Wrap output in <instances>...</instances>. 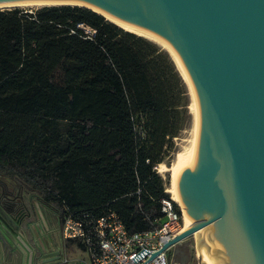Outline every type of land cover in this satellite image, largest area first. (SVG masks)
Returning <instances> with one entry per match:
<instances>
[{"label":"trees","instance_id":"obj_1","mask_svg":"<svg viewBox=\"0 0 264 264\" xmlns=\"http://www.w3.org/2000/svg\"><path fill=\"white\" fill-rule=\"evenodd\" d=\"M185 87L159 44L87 6L0 8V186L35 191L60 224L114 210L130 233L156 227Z\"/></svg>","mask_w":264,"mask_h":264},{"label":"water","instance_id":"obj_2","mask_svg":"<svg viewBox=\"0 0 264 264\" xmlns=\"http://www.w3.org/2000/svg\"><path fill=\"white\" fill-rule=\"evenodd\" d=\"M83 1L164 37L194 90L178 179L193 222L150 258L195 233L199 264H264V0ZM15 204L0 189V264H59L55 230Z\"/></svg>","mask_w":264,"mask_h":264},{"label":"built area","instance_id":"obj_3","mask_svg":"<svg viewBox=\"0 0 264 264\" xmlns=\"http://www.w3.org/2000/svg\"><path fill=\"white\" fill-rule=\"evenodd\" d=\"M78 25L86 33L93 34L90 27ZM175 203L171 195L162 197L161 215L153 219L157 226L132 233L114 210L84 217H76L68 211L61 224V234L80 241L85 255L79 258V264H167L166 250L169 248L150 256L182 230V210H178Z\"/></svg>","mask_w":264,"mask_h":264},{"label":"bare ground","instance_id":"obj_4","mask_svg":"<svg viewBox=\"0 0 264 264\" xmlns=\"http://www.w3.org/2000/svg\"><path fill=\"white\" fill-rule=\"evenodd\" d=\"M46 4H79L83 6H87L89 8H92L93 10H96L97 12L101 13V15L105 16L106 19H109L113 22H115L117 25L123 27L124 29L133 31L135 33L144 35L146 37H149L151 39H154L160 43H162L172 54L175 62L177 63L178 68L180 69L181 73L187 80L191 92L193 93V102L192 106L195 110V117L197 115V105H196V100H195V95H194V90L189 78V75L182 69L180 60L177 56V54L165 43L164 37L162 36H157V35H151L150 34V29L148 28H141L133 25L131 22L121 19L120 17L102 9L99 8L89 2L83 1V0H7V1H1L0 2V7H12V6H33V5H46ZM181 151L179 150L176 152L175 158L173 159L172 163L168 166L164 164L163 162L159 163V171L163 170H168L171 173L172 176V182L171 186L167 189L170 193L172 198L179 204L181 210H182V218H183V227L182 230L189 227L193 220L189 218V215L186 211L185 205L182 201V198L179 193L178 189V179L180 176V156H181ZM214 261H212L210 264H212ZM214 264V263H213Z\"/></svg>","mask_w":264,"mask_h":264},{"label":"rangeland","instance_id":"obj_5","mask_svg":"<svg viewBox=\"0 0 264 264\" xmlns=\"http://www.w3.org/2000/svg\"><path fill=\"white\" fill-rule=\"evenodd\" d=\"M39 6L42 5H33V6H20V7H24L27 9H35ZM144 36V35H143ZM146 37V36H145ZM149 38V37H147ZM151 39V38H149ZM153 41H155L157 44H159L164 50H166L170 56L173 58L172 54L170 53V51L160 42L151 39ZM174 60V58H173ZM175 62V60H174ZM176 66L177 63L175 62ZM178 68V66H177ZM184 82H185V92L184 95L182 97V105L181 107V117L183 120L182 126L179 129V131L177 132V134L175 136H173L172 138V145L169 149L166 150V153L163 156V160L161 162H163L166 165H170L173 161V159L175 158L176 152L179 150H182V146L185 144V142L188 140L192 128H193V122L195 119V110L192 106V102H193V93L191 92L190 86L187 82V80L185 79V77L183 76V74L181 73L180 69L178 68ZM156 170L159 172V174L162 176V180H163V184L165 187V191H167L169 193V195H171V193L167 190L170 186H171V182H172V176L171 173L168 170H163V171H159V163L156 165ZM177 203V202H176ZM177 205L179 206V204L177 203ZM180 208V206H179ZM182 212V211H181ZM181 243H184L187 246V252H188V259L185 262V264H199L198 261V257H197V250H196V239H195V233L190 234L188 236H186ZM173 254H174V249L173 246L170 247L169 249L166 250V260H167V264H175L173 262ZM214 263V262H213ZM212 263V264H213ZM180 264V263H179Z\"/></svg>","mask_w":264,"mask_h":264},{"label":"flooded vegetation","instance_id":"obj_6","mask_svg":"<svg viewBox=\"0 0 264 264\" xmlns=\"http://www.w3.org/2000/svg\"><path fill=\"white\" fill-rule=\"evenodd\" d=\"M0 189L6 191L9 194L10 201L15 202L16 206H20L21 208L22 206H25V208H27V210L31 212L32 217L34 216V221H38L41 227H44L43 221H41L39 217L40 211V215L43 216L46 224L52 227L56 232L55 245L58 246L60 244L61 224L59 213L55 206L44 202L35 191L24 186L18 185L15 187L13 184L11 185L10 183H7L6 188L0 186ZM36 203L38 207L37 205L35 206ZM186 250L187 246H185L184 243H177L174 246V256L178 258L179 256L183 255Z\"/></svg>","mask_w":264,"mask_h":264},{"label":"crops","instance_id":"obj_7","mask_svg":"<svg viewBox=\"0 0 264 264\" xmlns=\"http://www.w3.org/2000/svg\"><path fill=\"white\" fill-rule=\"evenodd\" d=\"M4 237H5V234L3 233V231H0V257L1 258H3L4 256V248H5L4 247L5 245ZM77 241L78 240L76 239L65 238L61 234L60 244L58 246L51 245L48 248V250L58 249L62 253L61 261L59 264H79V258L83 257L85 253ZM17 245L22 248L21 244L18 241H17ZM175 245H173V249ZM172 260L175 264H179V259L175 257L174 254H173ZM52 263L53 262L50 261V262H47L46 264H52Z\"/></svg>","mask_w":264,"mask_h":264}]
</instances>
